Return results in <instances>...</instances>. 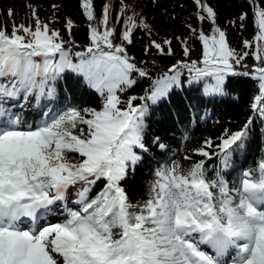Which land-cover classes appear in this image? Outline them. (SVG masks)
Segmentation results:
<instances>
[{"label": "snow or ice", "instance_id": "snow-or-ice-1", "mask_svg": "<svg viewBox=\"0 0 264 264\" xmlns=\"http://www.w3.org/2000/svg\"><path fill=\"white\" fill-rule=\"evenodd\" d=\"M121 3L116 19H123L124 30L117 33L109 24V3L97 17L93 0H80L89 22V43L81 51H73L75 42L42 20L30 3L25 20L17 23L9 8L10 30L0 24V264H264V159L232 184L223 175L252 117L235 132L226 129L218 143L207 138L192 149L199 159L185 154L188 167L173 159L155 169L146 199L133 202L123 186L141 161L140 153L148 151L150 107L181 86L185 69L193 80H211L208 94L222 93L230 76L250 77L259 92L251 107L264 117V5L248 0L256 31L243 45L252 50L237 51L207 0H194L197 19L212 25L210 34L187 26L202 44L201 59L177 61L152 79L125 45L133 42L136 29L151 34L150 26L135 14L124 17L127 6ZM247 18V13L238 17ZM72 27L67 19L69 36ZM171 43L152 40L151 46L172 55ZM181 43L188 57L187 40ZM246 57L255 61L251 67ZM66 71L81 77L98 94L100 105L66 106L35 125H24L14 111L23 107L20 100H54L55 82ZM140 78L151 81L145 94L122 99ZM150 143L167 147L159 137ZM213 158L219 164L210 177L207 161ZM100 182L103 186L92 195ZM70 190H75V207L65 205L56 223H41Z\"/></svg>", "mask_w": 264, "mask_h": 264}, {"label": "trees", "instance_id": "trees-1", "mask_svg": "<svg viewBox=\"0 0 264 264\" xmlns=\"http://www.w3.org/2000/svg\"><path fill=\"white\" fill-rule=\"evenodd\" d=\"M29 3L36 7L42 20L50 21L51 27L60 30L64 39L75 42L73 51H81L89 43V22L83 15L80 0H0V24H7L10 30L12 19L6 14L9 8L14 9V19L17 23L25 20L31 14L26 7ZM105 3L111 5L109 24L115 26L117 33L122 32L123 19H116L121 16V0H93L97 17L101 15ZM207 3L216 11V23L226 31L230 46L237 51H251L252 49H244L243 45L244 40H252L256 31L248 0H207ZM261 3L264 5V0H261ZM123 4L127 6L124 17L135 14L137 21L142 18L150 26L151 34L144 28L136 29L133 32V42H125V45L128 55L133 57L139 67L146 68L152 79L166 72L177 61L201 59L202 44L187 26L192 25L193 28L203 29L206 34H210L212 25L210 21L201 22L197 19L195 14L199 9L194 0H123ZM53 5L58 8H53ZM242 13L248 14L245 21L238 19ZM67 19L73 21L71 36L65 28ZM232 21L236 23L233 24ZM241 23L244 25L242 28ZM165 39L172 42V55H162L151 46L152 40L162 43ZM185 39L191 49L188 57L183 55L181 41ZM115 43H120V40L116 39ZM146 47L149 49L147 52ZM164 47L167 49L168 46ZM245 63L251 67L255 61L246 57ZM180 79V87H174L166 98L150 107L146 120L148 151L140 153L141 161L123 182L133 202L147 198L148 186L154 178L155 169L173 159L180 160L188 167L191 161L182 159L185 154H191L193 160L199 159V156L192 154V149L201 146L207 138L218 143V137H221L226 129L229 132L241 129L249 117L253 118V123L248 135L242 147L233 153L229 161L230 166L223 171V175L232 184L238 181L243 171L255 168L258 162L264 159V117L251 107L254 97L259 95L256 81L246 76H230L225 81L222 93L208 94L205 90L206 83H211V80H193L186 69ZM150 83L148 79H138L133 88L122 94V99L131 95H144ZM55 88L56 97L52 101L42 98L37 103L33 97L27 102L21 99L20 104L36 109L37 121L48 118L46 113L51 115L66 106L100 105L98 94L88 89L82 78L71 71H66L62 78L55 82ZM137 103L141 101L137 100ZM17 108L14 111L17 112ZM155 137H159L160 143L167 146L166 149L162 150L150 143ZM218 164L216 158L207 161L210 177L215 174V166ZM102 186L103 182L98 183L92 195ZM67 197L73 203L76 200L75 190H70Z\"/></svg>", "mask_w": 264, "mask_h": 264}, {"label": "rangeland", "instance_id": "rangeland-1", "mask_svg": "<svg viewBox=\"0 0 264 264\" xmlns=\"http://www.w3.org/2000/svg\"><path fill=\"white\" fill-rule=\"evenodd\" d=\"M17 109H18L17 112L19 113L21 121H22V123L24 125H35L36 123L40 122V120L39 121L36 120V117H37V113L35 111L36 109H34V108L30 107V106H26V105H23V107H18ZM65 205H66V201L58 202L56 206L54 205V207H57V208H62L63 207L64 208ZM67 207L68 208H73L75 206H67ZM61 210L62 209H60V212H61ZM50 214H51V212H50ZM63 215H64V213H63ZM44 219H45V221L43 220L42 223H44V222L45 223H49V222L50 223H56V222H58L60 220V218L58 216H52V217L49 216V217H46ZM28 226H31V225H28Z\"/></svg>", "mask_w": 264, "mask_h": 264}, {"label": "bare ground", "instance_id": "bare-ground-1", "mask_svg": "<svg viewBox=\"0 0 264 264\" xmlns=\"http://www.w3.org/2000/svg\"><path fill=\"white\" fill-rule=\"evenodd\" d=\"M57 205V204H56ZM55 205V206H56ZM60 209H62L61 210V212H60ZM61 214H60V213ZM50 212H48V213H45V216L44 217H42V219H41V223L43 222V220L45 221V219L44 218H46V217H49L50 215ZM52 216H58L60 219H62L63 217V207L62 208H57V207H54V206H52V211H51V216L50 217H52ZM45 223V222H44ZM25 224L26 225H30V222L29 221H27V220H25Z\"/></svg>", "mask_w": 264, "mask_h": 264}]
</instances>
